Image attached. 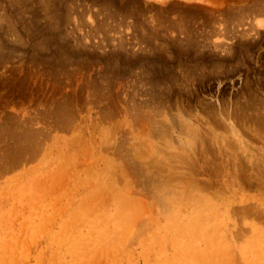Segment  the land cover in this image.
Instances as JSON below:
<instances>
[{"label":"rangeland","instance_id":"obj_1","mask_svg":"<svg viewBox=\"0 0 264 264\" xmlns=\"http://www.w3.org/2000/svg\"><path fill=\"white\" fill-rule=\"evenodd\" d=\"M263 171L264 0H0V264H264Z\"/></svg>","mask_w":264,"mask_h":264},{"label":"bare ground","instance_id":"obj_2","mask_svg":"<svg viewBox=\"0 0 264 264\" xmlns=\"http://www.w3.org/2000/svg\"><path fill=\"white\" fill-rule=\"evenodd\" d=\"M243 14H244V13H243ZM246 14H247V13H246ZM240 21H241V20H240ZM228 54H229V53H228ZM157 112H158V111H157ZM228 119H229V118H228ZM185 120H186V119H185ZM221 120H222V119H221ZM173 121H174V120H173ZM217 121H218V120H217ZM155 122H156V121H155ZM149 123H151V122H149ZM171 123H172V122H171ZM153 124H154V123H153ZM157 124H158V123H157ZM162 124H163V123H162ZM162 124H161V125H162ZM187 124H188V123H187ZM217 124H218V123H217ZM155 125H156V124H155ZM158 125H160V124H158ZM172 125H173V123H172ZM151 126H152V125H151ZM160 127H161V126H160ZM160 127H159V128H160ZM164 127H166V126H164ZM155 128H156V127H155ZM161 128H162V127H161ZM164 129H165V128H164ZM171 129H172V127H171ZM188 129H189V128H188ZM160 130H161V129H160ZM163 131H165V130H163ZM169 131H170V130H169ZM175 131H176V130H175ZM185 131H186V129H185ZM189 131H190V130H189ZM150 132H151V131H150ZM158 132H159V130H158ZM161 132H162V131H161ZM161 132H160V133H161ZM152 133H153V132H152ZM152 133H151V134H152ZM156 133H157V131H156ZM168 133H169V132H168ZM163 134H164V133H163ZM157 135H158V134H157ZM165 135L167 136V132H166ZM165 135H163V137H164ZM170 135H171V134H170ZM152 136H153V134H152ZM166 136H165V137H166ZM167 137H168V136H167ZM193 138H194V137H193ZM196 141H197V140H196ZM197 142H198V141H197ZM199 142H200V141H199ZM202 143H203V142H202ZM142 144H143V143H142ZM145 144H146V143H145ZM187 144H188V143H187ZM189 144H190L189 146H192L191 143H189ZM151 145H152V144H151ZM179 145H180V144H179ZM152 146H153V145H152ZM198 146H199V145H198ZM182 147H183V146H182ZM180 149H181V147H180ZM193 149H195V148H193ZM206 149H207V147H206ZM209 149H210V148H209ZM209 149H208V150H209ZM148 150H149V149H148ZM141 151H142V150H141ZM159 151H160V150H159ZM186 151H187V149H186ZM195 151H196V150H195ZM210 151H211V150H210ZM218 151H219V150H218ZM188 152H189V151H188ZM208 152H209V151H208ZM212 152H213V151H212ZM212 152H211V153H212ZM195 153H196V152H195ZM225 153H226V152H225ZM128 154H129V153H128ZM142 154H143V153H142ZM159 154H160V153H159ZM188 154H189V153H188ZM192 154H193V153H192ZM223 154H224V153H223ZM162 155H163V154H162ZM164 155H165V154H164ZM177 155H178V154H177ZM214 155H215V154H214ZM191 156H192V155H191ZM193 156H194V155H193ZM193 156H192V157H193ZM206 156H207V155H206ZM211 156H212V155H210V157H211ZM215 156H216V155H215ZM177 157H178V156H177ZM211 158H212V157H211ZM213 158H214V157H213ZM169 159H170V158H169ZM169 159H168V160H169ZM192 159H193V158H192ZM209 160H210V159H209ZM136 161H137V160H136ZM142 161H143V159H142ZM157 161H158V160H157ZM210 161H211V160H210ZM212 161H213V160H212ZM216 161H217V160H216ZM137 162H138V161H137ZM139 162H140V161H139ZM174 162H176V161H174ZM184 162H185V161H184ZM186 162H187V161H186ZM208 162H209V161H208ZM214 162H215V161H214ZM221 162H222V161H221ZM223 162H224V161H223ZM176 163H177V162H176ZM176 163H175V164H176ZM211 163H212V162H211ZM216 163H218V162H216ZM166 164H167V163H166ZM181 164H182V163H181ZM190 164H191V163H190ZM208 164H209V163H208ZM208 164H207V165H208ZM133 165H135V164H133ZM139 165H141V164L139 163ZM212 165H214V164L212 163ZM165 166H166V165H165ZM175 166H176V165H175ZM193 166H194V165H193ZM132 167H136V165H135V166H132ZM214 167H215V166H214ZM183 168H184V167H183ZM190 168H191V166H190ZM190 168H188V169H190ZM208 168H209V167H208ZM185 169H187V168H185ZM191 169H192V168H191ZM211 169H212V168H211ZM180 170H181V169H180ZM183 170H184V169H183ZM213 170H214V169H213ZM213 170H211V171H213ZM255 170H257V169H255ZM123 171H124V170H123ZM138 171L141 172V170H138ZM161 171H162V170H161ZM177 171H178V170H177ZM184 171H185V170H184ZM190 171H191V170H190ZM214 171H215V170H214ZM214 171H213V172H214ZM124 172H125V171H124ZM124 172H123V173H124ZM170 172H171V171H170ZM170 172H169V173H170ZM174 172H175V171H174ZM192 172H193V171H192ZM201 172H202V171H201ZM215 172H216V171H215ZM263 172H264V171H263ZM113 173H114V172H113ZM180 173H181V172H180ZM180 173H179V174H180ZM189 173H190V172H189ZM211 173H212V172H211ZM110 174H111V173H110ZM170 174H171V173H170ZM191 174H192V173H191ZM213 174H214V173H213ZM136 175H137V174H136ZM167 175H168V174H167ZM167 175H166V177H167ZM214 175H215V174H214ZM258 175H259V174H258ZM114 176H115V175H114ZM161 176H162V175H161ZM164 176H165V175H164ZM185 176H186V175H185ZM181 177H182V176H181ZM183 178H184V176H183ZM183 178H182V180H183ZM121 179L123 180V178H121ZM161 179H162V181H163L164 178H161ZM246 179H247V178H246ZM151 180H152V179H151ZM164 180H165V179H164ZM171 180H172V179H171ZM179 180H181V178H180ZM172 181H173V180H172ZM149 182H150V181H149ZM180 182H182V181H180ZM152 183H153V182H152ZM157 183H158V182H157ZM161 183H162V182H161ZM161 183H159V184H161ZM169 183H170V182H169ZM169 183H168V185H169ZM121 184H123V183H121ZM159 184H158V185H159ZM150 185H151V184H150ZM151 186L154 187L153 184H152ZM160 186H161V185H160ZM164 186H165V185H164ZM95 187H96V186H95ZM103 187H104V186H103ZM114 187H115V186H114ZM176 187H177V186H176ZM122 189H123V188H122ZM162 189H163V188H162ZM101 190H102V189H101ZM101 190H100V191H101ZM103 190H104V189H103ZM181 190H182V189H181ZM100 191H99V192H100ZM111 191H112V190H111ZM123 191H124V190H123ZM150 191H151V190H150ZM125 192H126V191H125ZM125 192H124V193H125ZM153 193H154V192H153ZM191 193H192V192H191ZM125 194H126V193H125ZM150 194H151V193H150ZM177 194H178V193H177ZM180 194H181V193H180ZM95 195H98V194L95 193ZM100 195H101V193H100ZM178 195H179V194H178ZM181 195H182V194H181ZM187 195H190L189 192H188ZM193 196H194V195H193ZM193 196H192V197H193ZM93 197H95V196H93ZM175 197H176V196H175ZM179 197H180V196H179ZM194 197H195V196H194ZM198 197H199V196H198ZM87 198H91V197H87ZM127 198H128V197H127ZM154 198H155V197H154ZM158 198H159V197H158ZM180 198H181V197H180ZM182 198H183V197H182ZM190 198H191V197H190ZM133 199H135V198H133ZM133 199H130V200H131V203H132V202L134 203V200H133ZM174 199H175V198H174ZM86 200H87V199H86ZM94 200H95V198H94ZM132 200H133V201H132ZM137 200H138V199H137ZM185 200H186V203H187V199H186V198H185ZM197 200H198V199H197ZM77 201H78V200H77ZM89 201L93 202L92 200H89V199H88V201H86V204H87V202H89ZM95 201H96V200H95ZM127 201H128V203H130L129 200H127ZM127 201H126V204H127ZM161 201H162V200H161ZM163 201H164V200H163ZM166 201H167V200H166ZM169 201H170V200H169ZM139 202H140V201H139ZM170 202H171V201H170ZM178 202H179V199H178ZM196 202H198V201H196ZM196 202H195V203H196ZM97 203H98V202H97ZM105 203H106V202H105ZM115 203H116V202H115ZM163 203H164V202H163ZM173 203L175 204L174 201H173ZM176 203H177V202H176ZM121 204H122V203H121ZM135 204H137V203L135 202ZM139 204H140V203H139ZM159 204H160V203H159ZM161 204H162V203H161ZM114 205H115V204H114ZM131 205H132V204H131ZM179 205H180V204H179ZM190 205H191V204H190ZM81 206H84V202L82 203V205H80V207H81ZM97 206H98V205H97ZM120 206H121V205H120ZM123 206H124V205H123ZM129 206H130V205H129ZM166 206H167V205H166ZM171 206H173V205L171 204ZM180 206H181V205H180ZM184 206H185V205H184ZM161 207H162V205H161ZM163 207H164V206H163ZM175 207H176V206H175ZM186 207H187V206H186ZM188 207H189V206H188ZM193 207H194V206H193ZM121 208H123V207H121ZM135 208H137V207H135ZM166 208H167V207H166ZM168 208H169V207H168ZM173 208H174V207H173ZM177 208H178V207H176V209H177ZM191 208H192V207H191ZM196 208H197V206H196ZM94 209H95V208H94ZM139 209H140V208H139ZM139 209H138V210H139ZM174 209H175V208H174ZM174 209H173V210H174ZM75 210H76V209H75ZM115 210H116V208H115ZM130 210H131V208H130ZM135 210H136V209H135ZM181 210H182V209H181ZM186 210H187V209H185V211H186ZM119 211H120V210H119ZM142 211H143V209H142ZM185 211H184V213H185ZM95 212H96V211H95ZM95 212H94V213H95ZM117 212H118V211H117ZM135 212H136V211H135ZM139 212H141V211H139ZM139 212H138V214H139ZM176 212H177V211H176ZM179 212H180V211H179ZM77 213H78V212H77ZM131 213H132V212H131ZM136 213H137V212H136ZM243 213H244V214H248V215H249V214H252V215L257 216V217L260 216V215L257 213V211H255V210H251V209H249V210L245 209ZM73 214H76V213H73ZM78 214H80V213H78ZM87 214H88V213H87ZM103 214H104V213H103ZM112 214H113V213H112ZM140 214H141V213H140ZM181 214H182V213H181ZM76 215H77V214H76ZM91 215H92V214H91ZM105 215H106V214H105ZM130 215H131V214H130ZM133 215H136V214H133ZM173 215H174V214H173ZM72 216H74V215H72ZM77 216H78V215H77ZM77 216H74V217H77ZM92 216H93V215H92ZM96 216H97V215H96ZM99 216H100V215H99ZM110 216H111V215H110ZM170 216H171V214H170ZM170 216H169V217H170ZM183 216H184V215H183ZM93 217H94V216H93ZM133 217H134V216H133ZM171 217H172V216H171ZM72 218H73V217H72ZM99 218H100V217H99ZM131 218H132V216H131ZM134 218H137V215H136V217H134ZM134 218H132V219H134ZM173 218H175V217L173 216ZM173 218H172V219H173ZM176 218H177V215H176ZM182 218H183V217H182ZM74 219H75V218H74ZM74 219H73V220H74ZM76 219H77V218H76ZM78 219H79V218H78ZM78 219H77V220H78ZM93 219H94V218H93ZM111 219H112V218H111ZM126 219H127V218H126ZM169 219H170V218H169ZM180 219H181V218H180ZM180 219H179V220H180ZM217 219H218V218H217ZM224 219H225V218H224ZM256 219H257V218H256ZM79 220H80V219H79ZM127 220H129V218H128ZM137 220H138V219H137ZM96 221H99V220H96ZM101 221H102V220H101ZM113 221H114V220H113ZM113 221H112V222H113ZM122 221H123V220H122ZM131 221H132V220H131ZM134 221L137 222L136 219H135ZM181 221H182V220H181ZM203 221H204V220H203ZM70 222H71V221H70ZM76 222H77V221H76ZM87 222H88V221H87ZM89 222H91V220H89ZM89 222H88V223H89ZM102 222H103V221H102ZM107 222H108V221H107ZM128 222H129V221H128ZM135 222H134V223H135ZM144 222H145V221H144ZM165 222H166V221H165ZM172 222H173V221H172ZM178 222H179V221H178ZM71 223H72V222H71ZM74 223H75V222H74ZM80 223H81V220H80L79 224H80ZM82 223H83V222H82ZM124 223H125V222H123V224H124ZM141 223H142V222H141ZM225 223H226V222H225ZM85 224H86V222H85ZM98 224H99V222H98ZM126 224H128V223H125V226L123 225V226H121V227H124V228H125V227H126ZM130 224H131V222H130ZM130 224H129V226H131ZM132 224H133V223H132ZM143 224H144V223H143ZM170 224H172V223H170ZM184 224H185V223H184ZM77 225H78V224H77ZM83 225H84V224H83ZM92 225H93V224H91V227H92ZM106 225H107V224H106ZM121 225H122V224H121ZM133 225H134V224H133ZM166 225H167V229H168V225H169V224H166ZM182 225H183V224H182ZM70 226H71V225H70ZM72 226H73V225H72ZM85 226H86V225H85ZM88 226H89V225H88ZM95 226H96V224H95ZM97 226H99V225H97ZM97 226H96V227H97ZM109 226H110V228H111V225H109ZM117 226H118V225H117ZM178 226H179V225H178ZM183 226H184V225H183ZM197 226H198V225H197ZM202 226H203V225H202ZM220 226H221V225H220ZM74 227H75V226H74ZM112 227H114V226H112ZM170 227H171V226H170ZM170 227H169V228H170ZM175 227H176V226H175ZM88 228H89V227H88ZM93 228H94V226H93ZM115 228H117V227H115ZM118 228H120V227H118ZM124 228H123V229H124ZM129 228H130V227H129ZM146 228H147V227H146ZM153 228H154V227H153ZM197 228H199V226H198ZM197 228H196V230H197ZM201 228H202V227H201ZM201 228H200V229H201ZM221 228H222V226L220 227V229H221ZM94 229H96V228H94ZM123 229H122V230H123ZM136 229H137V228H136ZM140 229H141V228H140ZM149 229H150V228H149ZM160 229H161V228H160ZM210 229H211V228H210ZM220 229H219V231H220ZM111 230H112V229H111ZM119 230H120V229H119ZM125 230H127V229H125ZM163 230H164V228L162 229V231H163ZM169 230H170V229H169ZM94 231H95V230H93V232H94ZM100 231H101V229H100ZM100 231L97 230L98 234H100V233H99ZM103 231H104V230H102V232H103ZM106 231H108V230H106ZM106 231H105V232H106ZM115 231H116V230H115ZM117 231H118V230H117ZM117 231H116V232H117ZM134 231H135V230H134ZM142 231H144V230H142ZM164 231H165V230H164ZM179 231H180V229H179ZM198 231H199V230H198ZM219 231H218V232H219ZM116 232H115V233H116ZM128 232H129V230H127L126 233H128ZM138 232H141V231L139 230ZM145 232H146V230H145ZM145 232H144V233H145ZM154 232H155V231H154ZM157 232H158V231H157ZM189 232H190V231H189ZM213 232H214V230H213ZM88 233L90 234V232H88ZM103 233H104V232H103ZM103 233H101V234H103ZM124 233H125V232H124ZM124 233H123V236H125V234H126V233H125V234H124ZM131 233H132V231H131ZM141 233H142V232H141ZM165 233L168 234L167 231H166ZM169 233H170V232H169ZM180 233H181V235L183 234L182 232H180ZM112 234H114L113 231H112ZM116 234H117V233H116ZM137 234H138V236H139V233H137ZM147 234H148V233H147ZM147 234H146V235H147ZM158 234H159V233H158ZM158 234L156 233L155 236H156V235L158 236ZM163 234H164V233H163ZM217 234H218V233H217ZM103 235H104V234H103ZM117 235H118V234H117ZM119 235H122V233L119 234ZM126 235H128V234H126ZM130 235H131V234H130ZM133 235H134V234H133ZM175 235H176V234H175ZM205 235H206V234H205ZM207 235H208V234H207ZM90 236H91V234H90ZM92 236H93V233H92ZM99 236H100V235H99ZM107 236H108V235H107ZM111 236H112V235H111ZM115 236H116V235H115ZM182 236H183V235H182ZM182 236H181V237H182ZM195 236H197V235H196V232H195ZM100 237H101V236H100ZM113 237H114V236H113ZM118 237H119V239L121 238L120 236H118ZM126 237H127V236H126ZM128 237H129V236H128ZM132 237H133V236H132ZM168 237H169V236H168ZM168 237H167V238H168ZM183 237H184V236H183ZM86 238L89 239L88 237H86ZM94 238H95V235H94ZM97 238H99V237L97 236ZM101 238H102V237H101ZM123 238H124V237H123ZM123 238H121V239L123 240ZM135 238H136V235H135ZM137 238H138V237H137ZM143 238H145V237H143ZM161 238H162V237H161ZM163 238H165V236H164ZM167 238H166V239H167ZM103 239H105V238H103ZM107 239H108V238H107ZM110 239H111V238H110ZM113 239H114V238H113ZM116 239H117V238H116ZM116 239H114L113 241H114V242H117ZM145 239H146V238H145ZM170 239H171V238H170ZM184 239H185V238H184ZM196 239H197V238H196ZM260 239H261V238H260ZM82 240H83V239H82ZM95 240H96V239H95ZM115 240H116V241H115ZM177 240H178V239H177ZM179 240H180V238H179ZM213 240L215 241L216 239L214 238ZM83 241H84V240H83ZM83 241H82V242H83ZM96 241H97V240H96ZM104 241H105V240H103V242H104ZM107 241H109V240H106V243H107ZM113 241H112V239H111V241H110L111 243H109V244H111V245H110L111 247L115 245V243H113ZM119 241H120V240H119ZM119 241H118V243H120ZM159 241H160V240H159ZM174 241H176V240H174ZM205 241H206V240H205ZM91 242H92V241H91ZM91 242H90V243H91ZM207 242H209V240H208ZM251 242H253V241H251ZM17 243H18V241H17ZM121 243H122V242H121ZM121 243H120V244H121ZM169 243H170V242H169ZM216 243H217V242H216ZM91 244H92V243H91ZM175 244H176V243H175ZM252 244H254V242H253ZM96 245H97V244H96ZM100 245H101V244H100ZM116 245H117V243H116ZM121 245H122V244H121ZM121 245H120V246H121ZM144 245H145V244H144ZM156 245H157V244H156ZM160 245H161V244H160ZM166 245H167V244H166ZM212 245H213V244H212ZM214 245H215V243H214ZM214 245H213V247H214ZM84 246H85V244H84ZM88 246H89V245H88ZM88 246H87V247H88ZM90 246H91V245H90ZM110 246H109V247H110ZM118 246H119V245H117V247H118ZM167 246H168V245H167ZM172 246L174 247V245H172ZM81 247H82V246H81ZM102 247L104 248V246H102ZM115 247H116V246H115ZM115 247L113 248V251H114V252H115V249H117V248H115ZM175 247H176V246H175ZM175 247H174V248H175ZM254 247H255V244H254ZM97 248H98V247H96V249H97ZM118 248H119V247H118ZM121 248H122V247H120V249H121ZM174 248H173V249H174ZM207 248H208V247H207ZM83 249H84V248H83ZM83 249H81V250H83ZM96 249H95V250H96ZM99 249H100V247H99ZM104 249H105V248H104ZM107 249H108V248H107ZM176 249H178V248H176ZM208 249H209V248H208ZM260 249H261V248H260ZM84 250H85V249H84ZM97 250H98V249H97ZM100 250H101V249H100ZM108 250H109L108 252H112V249H111V251H110V248H109ZM117 250H118V249H117ZM117 250H116V251H117ZM206 250H207V249H206ZM206 250H205V251H206ZM256 250H257V249H256ZM6 251H7V250H6ZM212 251H213V253H214V250H212ZM7 252H8V251H7ZM90 252H91V251H90ZM90 252H89V253H90ZM94 252H95V251H94ZM96 252H97V251H96ZM96 252H95V253H96ZM99 252H100V251H98L97 253H99ZM101 252H102V251H101ZM105 252H106V250H105ZM114 252H112L111 254L113 255ZM118 252H119V250H118ZM118 252H116V254H117ZM120 252H121V250H120ZM176 252H177V251H176ZM206 252H207V251H206ZM246 252H247V250L245 249V253H246ZM95 253H94V255H95ZM124 253H125V252H124ZM142 253H143V252H142ZM178 253H180V252H178ZM195 253H196V252H195ZM207 253H208V252H207ZM207 253H206V254H207ZM254 253H255V250H254ZM257 253H259V252L257 251ZM257 253H255L254 256H256ZM104 254H105V253H104ZM104 254L102 253V255H104ZM107 254H110V253H107ZM107 254H106L105 256H107ZM114 254H115V253H114ZM165 254H167V253H165ZM174 254L176 255L175 252H174ZM200 254H201V253H200ZM200 254H199V255H200ZM202 254H203V253H202ZM226 254L228 255L229 253L226 252ZM230 254H231V253H230ZM5 255H6V254H5ZM94 255H93V256H94ZM102 255H101V256H102ZM178 255H179V254H178ZM196 255L198 256V253H197ZM207 255H208V254H207ZM207 255H206V256H207ZM219 255H220V254H218L217 256H219ZM247 255H248V253H247ZM257 255H259V256L261 257V253H260V254H257ZM2 256H3V254H2ZM84 256H85V255H84ZM97 256H99V255L97 254ZM109 256H110V255H109ZM114 256H115V255H113L112 258H113ZM116 256H117V255H116ZM165 256H166V255H165ZM201 256H202V255H201ZM225 256H226V255L224 254V257H225ZM230 256L232 257V255H230ZM52 257H54V256H52ZM56 257H57V256H56ZM58 257H59V256H58ZM102 257H103V256H102ZM122 257H123V256H122ZM174 257H176V256H174ZM224 257H223V258H224ZM61 258H62V257H60V259H61ZM90 258H92V257H90ZM90 258H87L86 261H88V259H89L88 262H91V263L93 264V262H92L91 260L94 259L95 257L92 258L91 260H90ZM104 258L106 259V257H104ZM107 258H108V256H107ZM115 258H116V257H114V259H115ZM161 258H162V257H161ZM167 258H168V255H167ZM198 258H199V256H198ZM207 258H210V257H207ZM223 258H222V260H224ZM247 258H248V256L246 257V259H247ZM4 259H6V258L4 257ZM14 259H15V258H14ZM49 259H50V258H49ZM96 259H97V258H96ZM105 259H103V260H105ZM110 259H111V257H110ZM114 259H111V260H114ZM212 259H213V258H212ZM218 259H219V257H218ZM218 259H217V260H218ZM257 259L260 260V258H258V257H257ZM55 260H56V258H55ZM55 260H54V261H55ZM57 260H58V259H57ZM84 260H85V259H83V262H85ZM94 260H95V259H94ZM94 260H93V261H94ZM111 260H110V261H111ZM199 260H200V259H199ZM222 260H220V263L222 262ZM5 261H6V260H5ZM14 261L17 262L16 260H14ZM95 261L97 262V260H95ZM98 261H99V260H98ZM108 261H109V260H108ZM114 261H115V260H114ZM172 261H173V260H172ZM178 261H179V259H178ZM213 261H214V259L211 260V262H213ZM224 261H225V260H224ZM251 261H252V260H251ZM81 262H82V261H81ZM81 262H80L79 264H83V262H82V263H81ZM99 262H100V261H99ZM105 262H106V264L108 263L107 260H106ZM105 262H104V263H105ZM112 262H113V261H112ZM112 262H111V263H112ZM94 263H95V262H94ZM116 263H117V262H116ZM176 263H177V262H176ZM203 263H204V261H203ZM220 263H219V264H220ZM222 263L224 264V262H222ZM56 264H57V263H56ZM87 264H88V263H87ZM96 264H97V263H96ZM100 264H102V263H100ZM114 264H115V263H114ZM200 264H201V263H200ZM204 264H205V263H204ZM209 264H210V263H209ZM211 264H212V263H211ZM225 264H226V263H225ZM228 264H230V262H229Z\"/></svg>","mask_w":264,"mask_h":264},{"label":"crops","instance_id":"obj_3","mask_svg":"<svg viewBox=\"0 0 264 264\" xmlns=\"http://www.w3.org/2000/svg\"><path fill=\"white\" fill-rule=\"evenodd\" d=\"M155 1H161V0H155Z\"/></svg>","mask_w":264,"mask_h":264}]
</instances>
